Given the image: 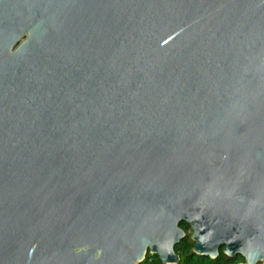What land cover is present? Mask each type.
Returning a JSON list of instances; mask_svg holds the SVG:
<instances>
[{"label": "water", "instance_id": "1", "mask_svg": "<svg viewBox=\"0 0 264 264\" xmlns=\"http://www.w3.org/2000/svg\"><path fill=\"white\" fill-rule=\"evenodd\" d=\"M264 264V0H0V264Z\"/></svg>", "mask_w": 264, "mask_h": 264}, {"label": "trees", "instance_id": "2", "mask_svg": "<svg viewBox=\"0 0 264 264\" xmlns=\"http://www.w3.org/2000/svg\"><path fill=\"white\" fill-rule=\"evenodd\" d=\"M188 228L185 226L184 229ZM193 243L189 237H186L179 245L175 247L176 253L181 257L180 264H219L217 260L203 258L192 253ZM141 264H162L157 257L147 255Z\"/></svg>", "mask_w": 264, "mask_h": 264}, {"label": "flooded vegetation", "instance_id": "3", "mask_svg": "<svg viewBox=\"0 0 264 264\" xmlns=\"http://www.w3.org/2000/svg\"><path fill=\"white\" fill-rule=\"evenodd\" d=\"M185 226L186 225L184 223L181 225L183 229L185 228ZM187 237H189V235ZM223 250H224V246L219 248V255H218V258L216 259L219 262V264H245L246 263L243 256L237 254L232 257H228L223 253ZM256 264H262V262H258Z\"/></svg>", "mask_w": 264, "mask_h": 264}, {"label": "built area", "instance_id": "4", "mask_svg": "<svg viewBox=\"0 0 264 264\" xmlns=\"http://www.w3.org/2000/svg\"><path fill=\"white\" fill-rule=\"evenodd\" d=\"M184 230H185V232H186L187 236L191 234V231H190V229H189V228H186V229H184Z\"/></svg>", "mask_w": 264, "mask_h": 264}, {"label": "rangeland", "instance_id": "5", "mask_svg": "<svg viewBox=\"0 0 264 264\" xmlns=\"http://www.w3.org/2000/svg\"><path fill=\"white\" fill-rule=\"evenodd\" d=\"M189 238H190V235H189Z\"/></svg>", "mask_w": 264, "mask_h": 264}]
</instances>
